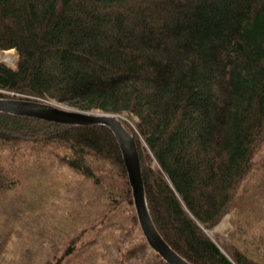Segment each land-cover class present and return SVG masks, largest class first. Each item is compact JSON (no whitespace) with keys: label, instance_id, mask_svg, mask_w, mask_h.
<instances>
[{"label":"trees","instance_id":"1","mask_svg":"<svg viewBox=\"0 0 264 264\" xmlns=\"http://www.w3.org/2000/svg\"><path fill=\"white\" fill-rule=\"evenodd\" d=\"M8 49L17 58L0 61V97L131 118L133 127L121 121L137 146L149 213L179 255L264 264V0H0V51ZM31 153L81 172L100 198L94 218L41 264H167L147 252L108 127L0 112V211L32 172ZM17 200L21 213L29 202ZM227 213L231 231L212 237Z\"/></svg>","mask_w":264,"mask_h":264},{"label":"rangeland","instance_id":"2","mask_svg":"<svg viewBox=\"0 0 264 264\" xmlns=\"http://www.w3.org/2000/svg\"><path fill=\"white\" fill-rule=\"evenodd\" d=\"M16 58L14 49L0 51V61L7 65H14ZM2 91L10 96L23 95L14 91ZM45 100L61 108L78 110L73 105L57 100ZM90 111L100 110L91 109ZM115 115L133 127L131 118L127 114ZM258 152H264V144ZM33 154L37 153H31L32 164L25 171L32 170V172L23 178L21 185H18L15 190L5 193V199L11 205L6 207L5 212L0 211V230L5 228L1 223L3 219L8 224L7 242L3 248L0 264H41L46 252L52 247L61 246L67 235L72 234L76 228L79 231L82 226L87 225L94 218L95 212L100 209L98 203L100 198L97 191H94L90 178L66 164L56 162L50 154L38 155L36 159ZM23 167L26 168V164ZM17 199H27L29 202L28 208L21 213H17L21 203ZM231 229V214L227 213L208 232L212 237L214 235L225 237ZM118 233L119 230L116 229L114 233L111 231L105 237L108 241L116 237ZM95 234L96 232H92L88 235ZM132 234H136V231ZM59 238L61 244H59ZM126 244L128 243H123V245ZM150 250V247L147 248V252ZM116 252L113 248L111 256L115 257ZM128 264L136 263L131 258Z\"/></svg>","mask_w":264,"mask_h":264},{"label":"water","instance_id":"3","mask_svg":"<svg viewBox=\"0 0 264 264\" xmlns=\"http://www.w3.org/2000/svg\"><path fill=\"white\" fill-rule=\"evenodd\" d=\"M0 112L30 116L67 125L99 124L108 127L119 145L131 187L136 216L147 243L168 264H192L170 247L157 231L147 205L134 137L117 115L102 111L71 110L43 101L7 97H0Z\"/></svg>","mask_w":264,"mask_h":264}]
</instances>
